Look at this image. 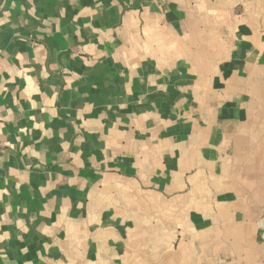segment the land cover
<instances>
[{"label":"crops","instance_id":"0c3cea01","mask_svg":"<svg viewBox=\"0 0 264 264\" xmlns=\"http://www.w3.org/2000/svg\"><path fill=\"white\" fill-rule=\"evenodd\" d=\"M0 264H264V0H0Z\"/></svg>","mask_w":264,"mask_h":264}]
</instances>
